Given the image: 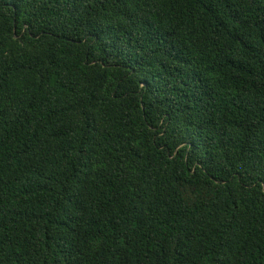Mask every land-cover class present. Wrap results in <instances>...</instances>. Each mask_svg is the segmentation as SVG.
Returning <instances> with one entry per match:
<instances>
[{"label": "trees", "instance_id": "obj_1", "mask_svg": "<svg viewBox=\"0 0 264 264\" xmlns=\"http://www.w3.org/2000/svg\"><path fill=\"white\" fill-rule=\"evenodd\" d=\"M0 264H264V0H0Z\"/></svg>", "mask_w": 264, "mask_h": 264}]
</instances>
